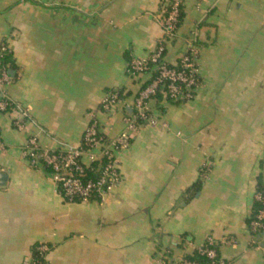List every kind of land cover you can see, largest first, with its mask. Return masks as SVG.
Masks as SVG:
<instances>
[{
    "label": "crops",
    "instance_id": "crops-1",
    "mask_svg": "<svg viewBox=\"0 0 264 264\" xmlns=\"http://www.w3.org/2000/svg\"><path fill=\"white\" fill-rule=\"evenodd\" d=\"M164 0H0V54L15 70L0 82V264H184L208 237L224 264H264V232L248 220L264 188V0H182L165 61L174 64L196 32L199 84L192 100H150L167 128L141 126L117 155L119 186L88 203L66 202L50 174L23 157L79 145L94 118L107 138L146 79L126 64L162 38ZM109 90L121 101L109 113ZM26 112L23 128L13 125ZM88 164V158H85Z\"/></svg>",
    "mask_w": 264,
    "mask_h": 264
},
{
    "label": "built area",
    "instance_id": "built-area-1",
    "mask_svg": "<svg viewBox=\"0 0 264 264\" xmlns=\"http://www.w3.org/2000/svg\"><path fill=\"white\" fill-rule=\"evenodd\" d=\"M181 8L182 0H164L159 16L162 38L149 55L132 57L126 64L128 77L142 75L146 79L134 99L131 112L123 117L124 129L118 136L107 138L93 118L77 146L49 150L41 148L34 137L26 140L23 149L24 159L31 167H42L50 174L58 193L66 202L102 201L121 182L117 155L128 147L132 134L141 126L160 125L162 128H167L165 122H160L150 112L148 107L150 100H156L157 96H161L162 100L173 102H186L193 99L199 84L196 32L190 34L186 40L184 52L174 64L165 61L166 46L175 40L177 34ZM6 81H8V74L6 71H1L0 82ZM120 101L119 92L109 90L101 101L100 111L109 113ZM12 105L8 98L0 95V113H11ZM16 115L13 118V125L21 130L24 119L27 117L26 112L18 110ZM86 157L88 164L84 161ZM96 163L98 166L94 167ZM254 201L264 204V199L258 192L254 196ZM249 229L254 236L264 232V208L254 214L250 220ZM47 251L46 245L39 244L30 264H41ZM196 254L205 258L208 264H224L219 260L217 245L210 237L196 250ZM183 262L198 264L188 259H184ZM158 264H168V260L162 257Z\"/></svg>",
    "mask_w": 264,
    "mask_h": 264
},
{
    "label": "trees",
    "instance_id": "trees-1",
    "mask_svg": "<svg viewBox=\"0 0 264 264\" xmlns=\"http://www.w3.org/2000/svg\"><path fill=\"white\" fill-rule=\"evenodd\" d=\"M182 17H183V13H182V8H181L180 9V17H179V21H178V26H179V24H180V22L182 20ZM8 70H15V66H14V63H13V59H12L11 53L6 48H3V50H1V54H0V72L1 71H6L7 72ZM147 75H149V74H147ZM119 96L122 97L121 92H119ZM156 100L158 102H160L162 100L161 96H157ZM166 101L169 102V103H172V104L183 103V102H173V101H169V100H166ZM12 107H13V105H12ZM11 108H8V109H11ZM96 166H98L97 163L94 165V167H96ZM257 192L260 193L262 198L264 199V188L262 186L260 178L258 179V183H257ZM262 208H264V204H261V203H258V202H254L252 213H251L250 218L248 220V225L250 223V220L254 216V214L256 212H258ZM36 247L32 251V255L33 256L36 254V252H35ZM188 260L197 262L198 264H208V262H207V260L205 258H203L202 256L197 255L196 253L193 256H190L188 258ZM41 264H45V261L42 260Z\"/></svg>",
    "mask_w": 264,
    "mask_h": 264
},
{
    "label": "water",
    "instance_id": "water-1",
    "mask_svg": "<svg viewBox=\"0 0 264 264\" xmlns=\"http://www.w3.org/2000/svg\"><path fill=\"white\" fill-rule=\"evenodd\" d=\"M13 72L12 71H8V74L11 75ZM4 178V176L2 174H0V180H2Z\"/></svg>",
    "mask_w": 264,
    "mask_h": 264
}]
</instances>
